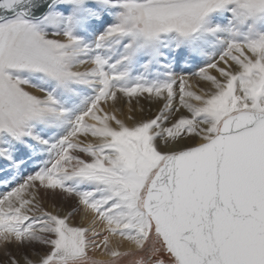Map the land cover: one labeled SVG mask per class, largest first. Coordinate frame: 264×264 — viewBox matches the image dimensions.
I'll return each mask as SVG.
<instances>
[{
    "label": "snow or ice",
    "instance_id": "obj_1",
    "mask_svg": "<svg viewBox=\"0 0 264 264\" xmlns=\"http://www.w3.org/2000/svg\"><path fill=\"white\" fill-rule=\"evenodd\" d=\"M0 189V264H264V0H0Z\"/></svg>",
    "mask_w": 264,
    "mask_h": 264
},
{
    "label": "bare ground",
    "instance_id": "obj_2",
    "mask_svg": "<svg viewBox=\"0 0 264 264\" xmlns=\"http://www.w3.org/2000/svg\"><path fill=\"white\" fill-rule=\"evenodd\" d=\"M178 71H179V69H177ZM196 70V69H195ZM209 72L211 73V74H213V75H216V73H215V70H213V69H209ZM184 75H188V73L187 72H185V73H183ZM189 83L191 84V86H192V90H197L198 89V87L199 88H203L204 89V86H205V88L207 89V85L206 84H203L204 82H202V81H199V78L198 77H192L190 80H189ZM177 92H178V89H177ZM132 102H135V107L136 106H138V108H135L136 109V111L135 112H133V114L132 115H135L136 116V118L138 117V115H137V113H138V109L139 110H143L144 111V113H146V115H142V116H144V117H150L149 116V114H148V112L149 111H152V112H157L158 111V109H159V107H162L163 105H162V103H156V102H149V101H147V100H145V99H143V98H139V102H137L136 100H133ZM123 103V105H128V103L127 102H122ZM126 103V104H125ZM174 106H176V107H178L179 106V99H178V97H177V100H176V102H175V105ZM132 111H134V110H132ZM143 113V114H144ZM137 119H141V118H137ZM129 123H131V122H129ZM45 207H48V209L50 210V211H56V210H58V209H54L53 208V206H52V203H51V201H47V202H45ZM61 212H63L64 211V209H59ZM77 222H81V220H80V218H77V220L76 221H74V223H77ZM83 223H87V221L85 220V221H82ZM93 255V257H95L97 260H105V259H107L106 257H104V256H101V255H99L98 253H95V254H92Z\"/></svg>",
    "mask_w": 264,
    "mask_h": 264
},
{
    "label": "rangeland",
    "instance_id": "obj_3",
    "mask_svg": "<svg viewBox=\"0 0 264 264\" xmlns=\"http://www.w3.org/2000/svg\"><path fill=\"white\" fill-rule=\"evenodd\" d=\"M196 70H198V69H196ZM203 84H205V83H203ZM203 89V88H202ZM204 89H206L205 88V86H204ZM126 104V103H125ZM117 108H118V110L119 109H122V112H123V115L121 116V118H125L127 115H129V114H133V112H135L136 111V109L135 108H138V106H136L135 107V102H132V104L131 105H123V103H121L120 105H118L117 106ZM130 108L132 109V110H134V111H131L130 112ZM160 108V107H159ZM137 112V111H136ZM182 112H183V110H182ZM144 111L143 110H139L138 109V113H137V115H138V117L137 118H146V117H144V116H142V115H146V113H144ZM157 112H152V111H149L148 112V114H149V116L151 117V116H154L155 114H156ZM177 115H179V114H177ZM0 191H2V189H0ZM46 209L47 210H49L48 209V207H46ZM50 211V210H49ZM94 259H96L95 257H93ZM97 260V259H96Z\"/></svg>",
    "mask_w": 264,
    "mask_h": 264
}]
</instances>
